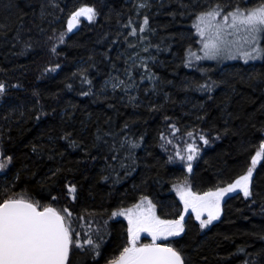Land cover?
<instances>
[{
    "label": "trees",
    "instance_id": "trees-1",
    "mask_svg": "<svg viewBox=\"0 0 264 264\" xmlns=\"http://www.w3.org/2000/svg\"><path fill=\"white\" fill-rule=\"evenodd\" d=\"M147 1L138 11L134 0H0V83L6 85L0 150L13 157L0 171V193L10 187L42 204L67 206L74 217H85L77 224L83 231L90 224L93 238L99 227V264L126 244L127 223L114 220L113 211L147 195L161 218H178L175 185L186 181L200 193L224 187L247 171L264 142V59L193 68L185 62L187 51L197 48L199 12L262 0ZM82 5L96 9L94 21L81 20L56 42ZM138 57L144 60L136 68L131 59ZM139 71L151 83L138 82L144 77ZM129 76L130 88L113 87L124 79L130 85ZM171 124L179 131L173 133ZM125 138L139 144L132 155L127 143L120 147ZM189 143L198 149L191 173L189 162L176 156L186 157ZM69 182L77 185L75 201L67 195ZM251 191V197L239 189L231 193L220 220L205 230L185 217V232L164 242L182 249L189 264H264V156L253 170ZM72 260L96 264L83 250Z\"/></svg>",
    "mask_w": 264,
    "mask_h": 264
},
{
    "label": "snow or ice",
    "instance_id": "snow-or-ice-1",
    "mask_svg": "<svg viewBox=\"0 0 264 264\" xmlns=\"http://www.w3.org/2000/svg\"><path fill=\"white\" fill-rule=\"evenodd\" d=\"M96 16L97 11L93 6H80L70 14L66 32L56 36L55 41L63 43L67 32H71L80 23L81 17L93 21ZM148 23V17L145 16L144 26ZM195 28L201 37L203 58L215 59L236 53L246 62L250 59H264V0L253 6H242L239 3L212 5L196 15ZM143 30V27L139 28V31ZM136 32L137 28L133 27L131 34L135 35ZM52 51H56L55 44ZM189 56H194L196 60L202 58L191 52ZM143 67L146 68L147 65ZM56 68H59L58 64L51 70L55 71ZM120 84H123V81ZM118 86L113 85L114 88ZM5 89L6 85L0 83V94H4ZM127 127L128 125L125 124V128ZM169 127L173 133L179 131L175 124ZM160 135L161 139L165 138L164 133ZM187 135L191 137L193 134L188 132ZM199 139L204 144L209 143L208 138L203 134ZM125 143L128 146V155H132V149L139 146L137 141L125 138L121 141L120 147L123 148ZM167 143L170 144L172 141L168 140ZM187 151L186 157L181 156L179 151L176 152V156L189 162L187 170L191 173V161L198 152L195 143L187 144ZM262 156H264V142L259 145V151L252 157L251 166L247 171L224 187L217 186L200 193L193 191L186 181L175 185L176 193L183 204L178 218H161L157 214V205L147 195H141L139 201L132 207L113 211L111 214L113 217L127 218V240L119 255L111 260H105V264H189L182 249L174 247L171 242L158 243V241H168L169 237H179L184 233L185 216L189 212L195 214V219L199 221L201 228L207 227L214 220L219 219L225 196L237 189L244 197H251L253 170ZM111 158L116 160L117 156L113 155ZM12 163L13 157L0 150V171L9 169ZM124 166L122 164V167ZM53 175L56 173L53 172ZM66 189L67 195L75 201L77 185L69 182L66 184ZM51 199L53 202H58V197L53 196ZM205 213L206 219L203 218ZM84 219L83 216L74 217L67 206L42 204L26 193H13L10 187H5L0 193V264H73L72 256L79 250L91 252L96 264H99V259L103 258L104 237L98 227L93 238L90 224L86 225L89 231H83L77 221ZM74 224L77 226L74 227ZM141 233H148L152 242L140 243Z\"/></svg>",
    "mask_w": 264,
    "mask_h": 264
},
{
    "label": "rangeland",
    "instance_id": "rangeland-1",
    "mask_svg": "<svg viewBox=\"0 0 264 264\" xmlns=\"http://www.w3.org/2000/svg\"><path fill=\"white\" fill-rule=\"evenodd\" d=\"M134 2L136 3V6H137L138 11H141L142 9L145 8V6H146V4H147L148 1L147 0H134ZM81 20H83L85 22H93L94 21V20L93 21H88L84 17H81L80 18V23H81ZM80 23L77 24L75 28H78L79 25H80ZM195 23H196V20H195V22L193 24V29H194V33H195V35L197 37V48L195 50H193V51H190V50L187 51V53L185 55V62H186V65L188 66V68H193V67H195V66H197L199 64H204V63L218 64V65H223V64L224 65H226V64L230 65V64H234V63H241L243 65H248V64H256V63H259V62H261L263 60V59L257 58V59H250V60H248L246 62L241 55H238L236 53H233L232 56H222V57H218V58H215V59L203 58V52L201 51V49H202L203 46H202V44L200 42L201 41V37L199 36V34L196 31ZM75 28H73V29H75ZM189 52L194 53L195 55L201 56L202 58L200 60H196L194 56H189ZM143 60H144L143 57H138V59H136V58L131 59V62H132V64L135 65L136 68H139V65L142 63ZM139 74L141 76L143 75L144 77L143 78L140 77V79H139L138 82H141V83H144V84L150 82L149 75H144V72H142V71H139ZM125 80L126 79H124L123 84H120L121 81H118L117 82V85H122L125 88H127V87L130 88V86H132L133 83H134V81H133L134 78L132 76H131V78L129 76V80H130L129 83H130V85H128L127 84V81H125ZM174 192L176 194V197H177L178 201L181 204V208L183 209V204L180 201L179 196L176 193V187H175ZM230 195H231V193H229V194H227L225 196L224 200L222 201V205H223L224 201ZM222 205H221V207H222ZM189 215L192 216L193 220L198 224V226H199L200 229L205 230V229L209 228L212 224H214V223H216V222H218L220 220V218L222 216V211H221V215H220L219 219L214 220L210 225H208L205 228H201L200 227L199 221H197L195 219V214L194 213L189 212L188 214H186L185 217H187ZM113 218H114V220H123V221H126V223H127V218L125 216H115ZM203 218H205V219L207 218V214L206 213L204 214V217ZM172 238H175V237H169L168 240H170ZM143 240H145L144 243H151L152 242V238H151V236L148 233H141V237H140V241L139 242L141 243V241H143ZM161 242H164V241H158V243H161Z\"/></svg>",
    "mask_w": 264,
    "mask_h": 264
}]
</instances>
